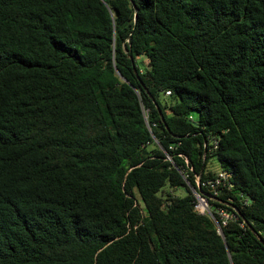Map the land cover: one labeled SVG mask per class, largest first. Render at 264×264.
<instances>
[{"label": "trees", "instance_id": "obj_1", "mask_svg": "<svg viewBox=\"0 0 264 264\" xmlns=\"http://www.w3.org/2000/svg\"><path fill=\"white\" fill-rule=\"evenodd\" d=\"M211 162L221 233L192 208ZM246 224L264 240V0H0V264H264Z\"/></svg>", "mask_w": 264, "mask_h": 264}, {"label": "built area", "instance_id": "obj_2", "mask_svg": "<svg viewBox=\"0 0 264 264\" xmlns=\"http://www.w3.org/2000/svg\"><path fill=\"white\" fill-rule=\"evenodd\" d=\"M168 93L169 91L164 92L165 95H167ZM177 155L183 158L185 166L184 168H181L179 172L182 178L184 179V181L187 183L186 170H191V167H189L187 159L184 158L182 154H177ZM166 159L169 160L168 155H166ZM229 178H230V174L228 172L224 170H218L212 177L207 178L203 182L204 190L200 189V191L198 192L196 190V187L195 188L190 187V191L193 195V199H192L193 210L198 214L208 215L216 225L217 231L218 230L220 231L218 221L220 222V225H224L227 222V220L233 217V214L230 211H228L226 208L212 205L210 202L212 201L218 202L217 195L219 194V192L223 189H228L230 187ZM197 180L198 179L195 176L196 184H197ZM213 213L217 216L218 221L213 216Z\"/></svg>", "mask_w": 264, "mask_h": 264}, {"label": "water", "instance_id": "obj_3", "mask_svg": "<svg viewBox=\"0 0 264 264\" xmlns=\"http://www.w3.org/2000/svg\"><path fill=\"white\" fill-rule=\"evenodd\" d=\"M155 107H156V110H157V114H158V117L160 119L161 122L164 123V118L162 116V113L161 111L159 110V108L156 106L155 104ZM143 153H145V151H143ZM201 170H202V167L200 168L199 170V174H198V177L197 179L199 178L200 174H201ZM197 183H198V180H197ZM196 190L199 192L200 191V187L198 185H196ZM247 228L253 233V235L256 237V239L259 241V243L264 247V240L261 238V236L255 232L250 225L246 224ZM218 233H221L219 230H218Z\"/></svg>", "mask_w": 264, "mask_h": 264}, {"label": "rangeland", "instance_id": "obj_4", "mask_svg": "<svg viewBox=\"0 0 264 264\" xmlns=\"http://www.w3.org/2000/svg\"><path fill=\"white\" fill-rule=\"evenodd\" d=\"M151 147H152L151 144H149V145L147 146V148H151ZM212 162H213V161H212ZM212 162L207 164V169L210 170V171H216L217 168H216V166H215ZM173 192H174L175 194H177V195H181V194L183 193V190H182V188H177V189H174ZM263 237H264V234H263Z\"/></svg>", "mask_w": 264, "mask_h": 264}]
</instances>
